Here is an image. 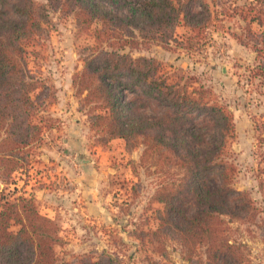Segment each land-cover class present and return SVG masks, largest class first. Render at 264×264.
<instances>
[{
    "label": "trees",
    "instance_id": "obj_1",
    "mask_svg": "<svg viewBox=\"0 0 264 264\" xmlns=\"http://www.w3.org/2000/svg\"><path fill=\"white\" fill-rule=\"evenodd\" d=\"M122 1L121 11L114 12L102 0H64L76 11L80 26L88 29L93 21L100 23L93 31L94 44L82 59V70L72 79L82 103L93 104L90 125L101 141L122 139L126 147L139 143L140 164L156 163L160 182L155 200L162 210L153 234L162 248L164 242H174L186 264H250L247 246L232 239L230 225L254 227L264 237V224L257 221L264 222V204L256 207L245 191L233 187L230 111L210 88L195 86L196 77L170 73L157 61L120 53L137 44L138 38L172 40L171 30L179 25L188 30L185 39L191 47L194 39L204 37L217 14L226 13L224 3ZM255 3L246 9L234 6L233 11L246 12L248 25L264 26V0ZM50 22L45 6L33 0H0V174L4 178L22 165L18 151L37 141L42 131L35 121L41 95L36 90L41 84L32 77L28 63ZM248 35L254 33L248 30ZM255 46L262 57L264 49ZM254 71L264 75V61ZM0 208V264H56L55 222L23 196L5 201ZM78 264L119 261L116 254L101 252L82 257Z\"/></svg>",
    "mask_w": 264,
    "mask_h": 264
},
{
    "label": "rangeland",
    "instance_id": "obj_2",
    "mask_svg": "<svg viewBox=\"0 0 264 264\" xmlns=\"http://www.w3.org/2000/svg\"><path fill=\"white\" fill-rule=\"evenodd\" d=\"M33 1L45 6L51 21L28 63L32 77L41 84L36 90L41 95L35 121L42 131L37 141L18 151L22 165L9 178L0 174V207L23 196L55 222L56 264H78L82 257L101 252L116 254L119 264H186L177 244L164 242L162 248L153 234L162 210L155 200L160 182L156 163L140 164L139 143L126 147L122 139H114L119 141L114 144L101 141L88 118L93 104L82 103L72 87L100 23L93 21L88 29L80 26L76 11L64 0ZM102 1L106 9L121 11L122 0ZM221 2L226 13L217 14L204 37L194 39L191 47L185 39L188 30L179 25L171 30L172 40L138 38L137 44L120 53L152 59L165 71L194 76L195 86L211 89L232 115L234 137L228 152L236 169L233 187L262 208L264 75L254 67L262 64L264 54L259 57L254 47L264 49V26L248 25L246 12L233 11L234 6L256 5L255 0ZM262 220L257 221L264 224ZM230 227L232 239L247 246L250 264H264V237L251 226Z\"/></svg>",
    "mask_w": 264,
    "mask_h": 264
},
{
    "label": "crops",
    "instance_id": "obj_3",
    "mask_svg": "<svg viewBox=\"0 0 264 264\" xmlns=\"http://www.w3.org/2000/svg\"><path fill=\"white\" fill-rule=\"evenodd\" d=\"M115 142H119V141L112 140V142L110 144H114Z\"/></svg>",
    "mask_w": 264,
    "mask_h": 264
}]
</instances>
